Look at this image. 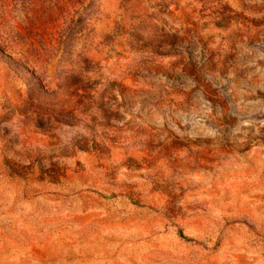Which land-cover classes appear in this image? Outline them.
Segmentation results:
<instances>
[{
  "label": "rangeland",
  "instance_id": "1",
  "mask_svg": "<svg viewBox=\"0 0 264 264\" xmlns=\"http://www.w3.org/2000/svg\"><path fill=\"white\" fill-rule=\"evenodd\" d=\"M0 264H264V0H0Z\"/></svg>",
  "mask_w": 264,
  "mask_h": 264
}]
</instances>
